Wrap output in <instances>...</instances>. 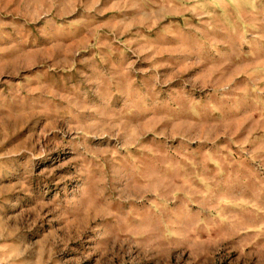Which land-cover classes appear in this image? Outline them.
Listing matches in <instances>:
<instances>
[{
	"label": "rangeland",
	"instance_id": "1",
	"mask_svg": "<svg viewBox=\"0 0 264 264\" xmlns=\"http://www.w3.org/2000/svg\"><path fill=\"white\" fill-rule=\"evenodd\" d=\"M0 264H264V0H0Z\"/></svg>",
	"mask_w": 264,
	"mask_h": 264
}]
</instances>
